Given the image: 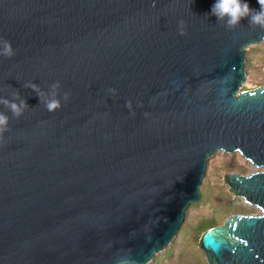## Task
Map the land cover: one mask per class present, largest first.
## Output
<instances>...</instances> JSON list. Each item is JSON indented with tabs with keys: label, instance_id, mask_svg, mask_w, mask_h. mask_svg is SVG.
<instances>
[{
	"label": "water",
	"instance_id": "water-1",
	"mask_svg": "<svg viewBox=\"0 0 264 264\" xmlns=\"http://www.w3.org/2000/svg\"><path fill=\"white\" fill-rule=\"evenodd\" d=\"M264 0H0V264H149L239 155L206 264H264Z\"/></svg>",
	"mask_w": 264,
	"mask_h": 264
},
{
	"label": "rangeland",
	"instance_id": "rangeland-1",
	"mask_svg": "<svg viewBox=\"0 0 264 264\" xmlns=\"http://www.w3.org/2000/svg\"><path fill=\"white\" fill-rule=\"evenodd\" d=\"M244 72L245 82L241 90L264 86L263 43L246 50ZM254 171L256 169L237 153L232 155L216 153L209 158L200 186L201 198L186 211L184 221L175 238L163 253L157 255L161 257L157 264H206L199 248L202 233L196 234V229L201 223H212V226H217L230 215L259 214L257 208L234 197L225 183V177L229 173L247 175ZM168 251L170 253H167ZM155 258L149 264H153Z\"/></svg>",
	"mask_w": 264,
	"mask_h": 264
},
{
	"label": "trees",
	"instance_id": "trees-1",
	"mask_svg": "<svg viewBox=\"0 0 264 264\" xmlns=\"http://www.w3.org/2000/svg\"><path fill=\"white\" fill-rule=\"evenodd\" d=\"M212 227H215V226H212V223H201L196 229V234L198 235L200 233H203L205 230L212 228ZM167 253H170V251H168ZM160 258H161L160 256H157L153 264H157Z\"/></svg>",
	"mask_w": 264,
	"mask_h": 264
},
{
	"label": "bare ground",
	"instance_id": "bare-ground-1",
	"mask_svg": "<svg viewBox=\"0 0 264 264\" xmlns=\"http://www.w3.org/2000/svg\"><path fill=\"white\" fill-rule=\"evenodd\" d=\"M264 44V43H263Z\"/></svg>",
	"mask_w": 264,
	"mask_h": 264
}]
</instances>
